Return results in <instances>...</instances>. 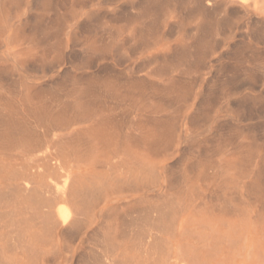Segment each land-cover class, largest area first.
Instances as JSON below:
<instances>
[{"label": "rangeland", "instance_id": "rangeland-1", "mask_svg": "<svg viewBox=\"0 0 264 264\" xmlns=\"http://www.w3.org/2000/svg\"><path fill=\"white\" fill-rule=\"evenodd\" d=\"M72 1L22 0L17 7L12 3H5L0 7V46H7L6 50H0V56L4 55V68L0 75L4 85L0 80V95L4 99L49 98L50 93L51 96L54 94L60 98L65 95L64 99L67 100L82 97L77 100L91 106L84 108L87 113H84L82 122H77L80 119L75 120L77 123L70 126L66 133L75 135L84 132V138L88 136V127L104 122L110 116L119 123L118 129L131 136L133 134L134 140L142 137L146 139L152 129L166 126L171 120L170 123L174 126L169 146L164 147L166 150L145 158L140 155L144 149L132 145L126 150L130 154L125 160L143 164L146 168L148 164H154L166 186L167 194L158 199L151 187L138 194L123 190L120 200L114 205V211L107 209L100 215L97 207L96 218L86 215V229L74 233L72 239L75 240H71V243L74 242L73 248L77 249L73 259L45 258L40 264H94L95 261V264H99L102 260L100 258L107 251L103 250V253L101 246L117 243L120 244L117 252H120L128 248L131 242L138 241L137 238L143 234L144 229L152 226L139 223L145 215L150 217L148 212L155 204L171 200L175 204L174 206L169 202L173 209H178L185 200H196L197 204H201L197 200L198 195L213 201L221 195L237 198L238 195L248 193L246 189L250 193H264V1ZM15 36L20 50L11 49ZM94 55L99 59L97 57L95 61ZM112 76L114 81L109 78ZM6 77L9 85L5 81ZM138 77L140 78L137 80ZM125 81L128 82L124 83ZM85 83L89 86L94 84V88L98 86L97 99L96 96L91 98L89 92L83 90ZM5 84L10 87L6 88ZM173 99L175 103H172ZM167 101L172 105L165 103ZM173 104L178 105L174 107ZM180 104L182 108L178 109ZM191 115H194L193 119ZM56 134L64 133L56 131ZM122 149L125 150V147ZM96 171L104 172L106 168H97ZM88 173L92 174V171L83 172ZM254 182L256 184L251 189L250 184ZM4 186V183L0 184V188ZM213 204L214 201L206 209L202 206L200 208L201 213H209L210 220L215 210ZM0 205V235L3 236L7 233L9 217L4 215L6 206L3 203ZM237 210L245 215L246 210L242 206ZM110 213L112 216L109 217ZM259 213L261 217L264 216V212ZM256 214L258 213L252 215ZM15 217L19 218L17 214ZM94 219L96 222L89 225ZM124 222L132 226L127 227L126 224L125 227ZM202 223L208 224L204 221L200 225H191L196 230L194 233L206 232L201 229ZM169 225L164 224V227ZM211 225L214 227L212 233H217L216 224ZM135 228L140 229L137 231ZM98 234L104 241L100 238L99 241ZM1 236L0 244H3L7 239ZM187 236L185 234L181 237L182 242L192 241L193 238ZM212 237L213 235L206 243L215 242ZM82 238L85 239V244L81 249L78 244ZM92 240L95 244L99 241L97 246ZM206 254L201 253L199 257L214 258V255ZM154 256L155 259L157 256ZM2 259L3 256L0 257V264L3 263ZM91 259H94V263H91ZM151 261L147 260L144 264H158V259Z\"/></svg>", "mask_w": 264, "mask_h": 264}, {"label": "bare ground", "instance_id": "bare-ground-1", "mask_svg": "<svg viewBox=\"0 0 264 264\" xmlns=\"http://www.w3.org/2000/svg\"><path fill=\"white\" fill-rule=\"evenodd\" d=\"M20 1L22 2V0H0V7L5 3H12L13 6L17 7ZM214 5L217 6L218 4ZM31 31L33 32V30ZM15 38L16 39L11 44V49L20 50L17 36H15ZM51 38H53L52 35ZM1 49L6 50L7 46L2 45L0 46V50ZM3 56V54L0 56V75H2L1 71H3L4 68L2 63L4 59ZM98 56L100 57L101 55L99 54ZM93 58H95V55ZM146 64L147 63H145V65ZM109 78L113 79L114 77L112 76ZM139 78L140 77H138L137 80ZM6 80L7 77L5 81ZM15 81L16 80H14V82ZM117 81L114 84H116ZM88 82L90 83L91 81ZM120 82L121 81H119L118 84H120ZM126 82L128 81H125L124 83ZM6 83L9 85V82L6 81ZM15 83L17 84V82ZM1 84L4 85L3 82ZM85 84L83 90L89 92L91 98L96 96L95 99H97L99 89L97 90L96 87L98 86L94 88V84H92L93 86H89L87 83ZM144 84L150 86L147 83ZM182 87L184 86L182 85ZM12 88L15 87L12 86ZM19 88H21V86ZM162 88H164V86ZM187 89L185 88V90ZM183 92L185 91L183 90ZM1 95L0 184L4 183L5 186L0 188V204L3 203L6 206L7 211L4 215L9 217L7 220V227L5 226L7 233L3 236L0 235L7 239L5 243L3 242V244H0V257L3 256L2 264H40L45 258H51L54 260L65 258L71 260L77 253V249L73 248L74 242L71 243V240H75L72 239V237L74 233L84 228L86 229L85 222L88 221L86 215H91L96 218L97 207H99L98 213L100 215H103L107 209L110 212L114 211V205L120 200L123 190H127L129 193L138 194L141 191H147L148 187L149 189L151 187V191L157 193L158 199L166 196V186L159 174H157L154 164H148L149 168H146L143 164L129 163L130 161L125 162V160L129 157L128 154H130L128 152L126 153V150L132 147V145H138L139 148L144 149L141 151L140 155L145 158H149V156H152L154 153L162 152L171 139L172 126H174V124L170 123L171 120H169L167 125L165 124L166 126L155 127L152 129V131L149 132L148 137H145L146 139L143 137L141 138L142 141L141 139L134 140V138H132L133 134L131 136V134L123 133L119 130V123L113 118V116H110L112 118L109 117L104 122H98L95 126L92 125L88 127V136H85L86 138H84V132L79 131L80 133H76L75 135L66 133L70 126L77 122H82L85 115L84 113H87L84 111V108L91 106L89 103L77 100L82 99V97L67 100L64 99L65 95L62 99L54 94L51 96L50 93L51 97L49 96V98L4 99ZM170 101L165 103L171 104ZM172 103H175V100ZM152 105L154 106V104ZM176 105H174V107ZM181 108L180 104V108L178 107V109ZM197 112L200 113V111H196V113ZM193 116L191 115V118ZM195 116L197 117V115ZM77 119H80V121H77ZM204 119L205 117L203 120ZM197 120H199V118ZM198 122L199 121H197V123ZM56 131H60L64 134L57 135ZM123 146L125 147V150L122 149ZM85 151H87V153H85ZM113 160L118 161L112 163L111 161ZM17 161L18 163H16ZM245 163H248V161ZM245 166L246 165L244 164L243 167ZM97 168H106V171L97 172ZM85 170H91L92 174H83ZM218 172H220L219 169ZM175 181L177 180L175 179ZM175 181H173V183H175ZM255 184V182L252 185L250 184L251 189H253ZM231 189H234V187ZM246 190L248 193L245 195H238L237 198L227 197L225 195L217 196L215 199L213 197V206L215 210H213L211 220L209 219V213H201L200 208L202 206L206 209L207 205L213 202L212 200H205V197L203 198L198 195L197 200L200 201L201 204H197L196 200L191 201L190 199L188 202L186 200L182 202L178 209H173V205L175 206V204L172 203L173 201L171 202L170 199L173 200L175 196L169 199V202L173 205L167 201V198V202L155 204L151 210L149 209L150 212L148 213H150V217L146 215L145 218L142 219L139 217L141 219L139 224L143 223L144 225L148 223L152 226L146 230L144 228L149 226H144L143 229L146 232L144 233L143 231V234L139 235L137 242L131 238L135 243L130 241L131 244H129L128 248H125L120 252H117V248L120 246V244L117 243H111L110 245L108 244V246H101L103 247L102 251H107H105V253L103 251L104 256L99 258L102 259L101 261L103 264H144L145 261L150 259L152 261L158 259V264H264V216L261 217V214L259 213L260 211L264 212V193H250L248 189ZM233 202H236L237 204H233ZM241 206L246 210V212H244L245 215H242L243 213L237 210ZM254 213L258 214L252 215ZM16 214L19 217L18 219L15 217ZM141 214L144 213L141 212ZM153 214H155V216H153ZM240 215L244 217H240ZM110 216H112L111 213L109 214V217ZM127 218L130 220L132 219L130 217ZM234 218H236V220ZM90 219H92V217ZM204 221H207L208 224L202 223L201 229L204 231L206 230L207 233L205 232L201 234L195 232V234L194 231L196 230L194 227L191 228V225H200L201 222ZM95 222L96 220L89 225H92ZM125 222L124 226L127 224ZM167 223L171 226L164 227V224L167 225ZM213 223H215L218 228L217 233H212L214 227L211 224ZM128 226L132 225L128 223L127 227ZM139 226L142 227L141 225ZM135 229L138 231L140 228ZM126 231L128 232V230ZM141 232L142 231L140 230L139 233ZM118 233L119 232H117V234ZM123 233L124 232H122V234ZM136 234L135 231V235ZM185 234H188L187 237L190 236L193 238L192 241L182 242L181 237ZM106 235H109V233ZM212 235V238H215V242L206 243V240L211 238ZM97 237L98 239L100 238L99 234ZM102 239L101 240L104 241V238ZM92 243L97 246V243L95 244L93 240ZM84 244L85 239L82 238L78 247L82 249ZM98 251L102 253L101 250ZM201 253L214 255V258L208 256V259H201L199 257ZM96 255L98 257V253ZM154 255L157 256L155 259ZM81 256L82 255H80V257ZM97 257L95 256V258ZM84 258H86V255ZM93 261L91 259V263ZM101 261L99 264H102ZM96 262L97 261H95V263Z\"/></svg>", "mask_w": 264, "mask_h": 264}]
</instances>
